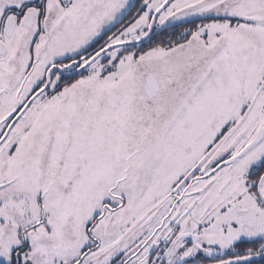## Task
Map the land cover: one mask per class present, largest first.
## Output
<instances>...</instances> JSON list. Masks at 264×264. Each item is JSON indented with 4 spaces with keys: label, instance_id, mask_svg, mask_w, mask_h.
<instances>
[{
    "label": "snow or ice",
    "instance_id": "obj_1",
    "mask_svg": "<svg viewBox=\"0 0 264 264\" xmlns=\"http://www.w3.org/2000/svg\"><path fill=\"white\" fill-rule=\"evenodd\" d=\"M0 264H264V0H0Z\"/></svg>",
    "mask_w": 264,
    "mask_h": 264
}]
</instances>
